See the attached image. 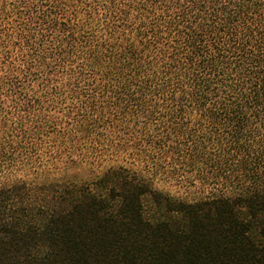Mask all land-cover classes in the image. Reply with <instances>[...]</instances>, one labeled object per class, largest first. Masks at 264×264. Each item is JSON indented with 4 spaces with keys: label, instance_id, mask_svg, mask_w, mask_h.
Returning a JSON list of instances; mask_svg holds the SVG:
<instances>
[{
    "label": "trees",
    "instance_id": "1",
    "mask_svg": "<svg viewBox=\"0 0 264 264\" xmlns=\"http://www.w3.org/2000/svg\"><path fill=\"white\" fill-rule=\"evenodd\" d=\"M232 3L0 0V264L35 243L43 264H264V25L237 36L258 0ZM69 29L89 33L79 74L46 62ZM160 44L173 67L211 46L251 99L219 100L216 69L194 103L140 79Z\"/></svg>",
    "mask_w": 264,
    "mask_h": 264
},
{
    "label": "clouds",
    "instance_id": "2",
    "mask_svg": "<svg viewBox=\"0 0 264 264\" xmlns=\"http://www.w3.org/2000/svg\"><path fill=\"white\" fill-rule=\"evenodd\" d=\"M180 5L184 4V0H179ZM257 4V0H252V3H249L248 0H233V3L229 5L230 8L236 9H248L254 7ZM165 9H168L170 6L165 5ZM259 11L253 13L251 11L244 12L242 11L238 22L233 26V30L237 31V36L242 33L243 26H254L257 22L261 25H264V0H258ZM173 14L180 11L179 6H171ZM251 17V19H248ZM240 20L244 21V25L239 23ZM89 39V33L85 32H75L73 33L69 29V34L64 37L61 42L60 47L57 48L58 56H54L53 60L47 63H57L61 61H66L71 67L76 69L77 74L82 70L81 61L83 59V42ZM185 45L183 42H180L176 45L177 49L183 48ZM264 47V45H262ZM255 51V49H253ZM172 55V52L168 50L164 44H160L158 47L152 48L148 53V59L151 60L150 64H146V67L140 71V79L155 81L159 72H165V80H169L172 77H175L181 85H189L185 91V95L189 97L188 103H194L197 99L196 96V86L193 81L200 79L208 81L210 80L209 73H213V69H216L218 72L217 79L219 83H213V87L219 88L221 95L218 97L221 101L227 100H237V97H242L245 102L251 99L248 96L247 82L249 77L243 73L242 70L234 71L232 67H228L220 62L217 57V53L212 50L211 46L207 53L204 56H197L192 60L191 66H186L187 61L181 60L180 56H175L174 60L177 62L175 67L172 66L173 61H168L167 57ZM190 55V53H186ZM203 61V65H201ZM198 65H201L198 67ZM159 70V71H158ZM215 74V73H214ZM74 78V77H73ZM160 87V85H156ZM7 91V89H5ZM150 95V93H149ZM14 101V97L12 98ZM52 104H55V99H50L49 101ZM237 103L239 101L237 100ZM260 105L264 107V99L259 101ZM255 107H249V115L252 112H255ZM37 182H39L42 177L39 174L34 173ZM59 173H51L49 178H56ZM49 248L42 243H35L30 249V254L35 261V264H43V261L49 255Z\"/></svg>",
    "mask_w": 264,
    "mask_h": 264
},
{
    "label": "rangeland",
    "instance_id": "3",
    "mask_svg": "<svg viewBox=\"0 0 264 264\" xmlns=\"http://www.w3.org/2000/svg\"><path fill=\"white\" fill-rule=\"evenodd\" d=\"M169 188H171V187H169Z\"/></svg>",
    "mask_w": 264,
    "mask_h": 264
}]
</instances>
